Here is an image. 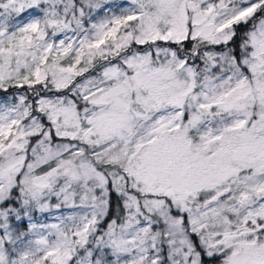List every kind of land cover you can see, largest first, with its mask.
Listing matches in <instances>:
<instances>
[{
    "label": "snow or ice",
    "instance_id": "1",
    "mask_svg": "<svg viewBox=\"0 0 264 264\" xmlns=\"http://www.w3.org/2000/svg\"><path fill=\"white\" fill-rule=\"evenodd\" d=\"M0 264H264V0H0Z\"/></svg>",
    "mask_w": 264,
    "mask_h": 264
}]
</instances>
